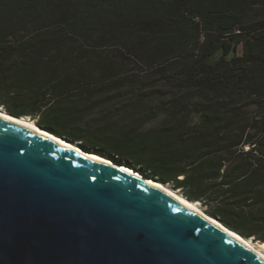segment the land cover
Wrapping results in <instances>:
<instances>
[{
  "label": "trees",
  "instance_id": "trees-1",
  "mask_svg": "<svg viewBox=\"0 0 264 264\" xmlns=\"http://www.w3.org/2000/svg\"><path fill=\"white\" fill-rule=\"evenodd\" d=\"M0 106L264 242V0H0Z\"/></svg>",
  "mask_w": 264,
  "mask_h": 264
},
{
  "label": "water",
  "instance_id": "water-1",
  "mask_svg": "<svg viewBox=\"0 0 264 264\" xmlns=\"http://www.w3.org/2000/svg\"><path fill=\"white\" fill-rule=\"evenodd\" d=\"M42 132L0 117V264H264L159 182Z\"/></svg>",
  "mask_w": 264,
  "mask_h": 264
},
{
  "label": "bare ground",
  "instance_id": "bare-ground-1",
  "mask_svg": "<svg viewBox=\"0 0 264 264\" xmlns=\"http://www.w3.org/2000/svg\"><path fill=\"white\" fill-rule=\"evenodd\" d=\"M0 117H3L5 119L12 121L15 124H18V125L26 127V128H30V129L35 130V131L40 130L35 125V123H33L31 120L24 118V117L15 118V117L10 116L9 114H7L6 112H4L2 110H0ZM42 133L44 136L54 140L55 142L59 143L60 145L66 147L67 149L75 151L77 153L84 154V152L81 151L80 149H78L76 146L69 144L62 139H60V138H58V137H56V136H54V135H52L46 131H44ZM90 157L97 160V161H101V159H99L96 156L90 155ZM121 169H124L125 171L132 173L131 170H129L125 167H122ZM134 174H136V173H134ZM136 175H138V174H136ZM138 177H141V176H138ZM154 185L157 186L162 191H164L166 194H168L177 203L189 208L190 210L200 214L201 216H203L205 218L207 217V215L204 212H202L201 209L198 208V206H197L198 202L187 200L185 197L181 196L180 194L176 193L175 191L170 190L169 188H167L165 185H163L161 183H154ZM207 218L210 222L214 223L217 227H219L222 231L227 233L230 237H232L236 240H239L241 243L245 244L248 248H250L252 251L257 253L264 260V242H255L254 240H252L250 238H243L239 234H237L234 231L224 227L219 222L213 220L211 217L208 216Z\"/></svg>",
  "mask_w": 264,
  "mask_h": 264
},
{
  "label": "rangeland",
  "instance_id": "rangeland-1",
  "mask_svg": "<svg viewBox=\"0 0 264 264\" xmlns=\"http://www.w3.org/2000/svg\"><path fill=\"white\" fill-rule=\"evenodd\" d=\"M0 110L4 111L3 108H2L1 106H0ZM24 118H27V119L31 120V121L34 123V121H33L32 119H30L29 117H24ZM165 186H166L167 188H169L170 190L175 191L176 193H178V194L181 195V192H180L179 190H175V189H173L171 186H168V185H165ZM181 196H183V195H181ZM196 202H198V201H196ZM197 206H198L199 209H201L202 212L205 213V211H204L205 208L201 205L200 202H198ZM251 239H252V238H251ZM252 240H254V239H252ZM254 241H255V242H259V241H256V240H254Z\"/></svg>",
  "mask_w": 264,
  "mask_h": 264
}]
</instances>
